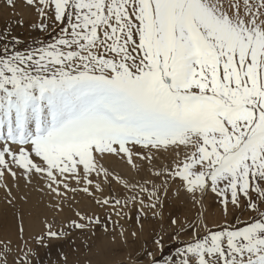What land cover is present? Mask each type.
I'll use <instances>...</instances> for the list:
<instances>
[{"label":"snow or ice","instance_id":"1","mask_svg":"<svg viewBox=\"0 0 264 264\" xmlns=\"http://www.w3.org/2000/svg\"><path fill=\"white\" fill-rule=\"evenodd\" d=\"M6 3L15 7V0ZM25 4L39 17L31 27L50 39L28 43L11 26L0 30V182L6 174L28 184L37 179L58 212L68 193L82 192L112 209L104 231L126 244L112 215L130 219L139 205L142 229L140 213L151 209L155 218L169 181L179 180L201 201L214 193L225 217L229 203L243 204L250 219L216 229L199 218L172 219V239H189L165 252L156 237L151 243L160 255L145 242L137 261L264 264V0ZM162 150L175 153L173 166H156ZM112 157L163 179L132 183L105 165ZM100 224L99 216L77 209L59 227L46 219L34 240L47 248ZM11 244L0 241V264H9ZM37 256L28 249L12 264H33Z\"/></svg>","mask_w":264,"mask_h":264},{"label":"rangeland","instance_id":"2","mask_svg":"<svg viewBox=\"0 0 264 264\" xmlns=\"http://www.w3.org/2000/svg\"><path fill=\"white\" fill-rule=\"evenodd\" d=\"M18 21L22 22L23 26H19L17 24ZM38 22H39V17L37 16V14L33 8L26 6L25 0H15V7L14 8L9 6L6 3V0H0V30H3L6 26H11L15 29L16 33L19 34L21 36V38L26 40L28 43H31L33 40H36V39H50V37L47 34L41 33L40 31L31 27L32 25L37 24ZM166 153L167 152L162 150L158 154L157 159L159 158L160 155H161V157H163ZM115 164H116V166H115ZM105 165L107 167H109L110 169L113 168L112 170L119 173L122 177L125 174V171L131 169L130 166H128L125 162H123V161L119 160V158H115V157L108 158L105 161ZM167 166H168V163H167ZM117 167H118V169H117ZM159 167H162V166H159ZM119 168L121 169V171ZM124 169H126V170H124ZM132 170L133 169L130 170L131 172L129 173V175H127V176H125L126 174L124 175V178H126L127 180L130 179L129 181L132 183H136L138 181L143 182L145 180L148 181L149 179H151V181H155L157 184H159L161 179H163V177H161L160 179H157V177H155V175L151 177L147 173V168L145 170L141 171L139 174H137L134 170H133L134 171L133 172ZM123 171H124V173H123ZM143 177H145V178H143ZM16 181H18V180H16ZM16 181H14L10 175L6 174V181L0 182V185H1L0 186V188H1L0 192L6 188V187H4L5 183L9 186L8 188H10V189L14 188V186H16L17 184L14 185L13 182L18 183ZM33 181H34V183L38 184V186L40 185L39 187L41 188V186H42L41 182H39L35 178L33 179ZM12 185H14V186H12ZM73 186H75L74 183H73ZM113 186L114 185H112V188H113ZM176 187H177L176 183H173L170 180L169 181V188H173V190H174V189H176ZM113 189H115V193H123L124 192V189L118 185L114 186ZM185 192L187 193L186 196H190V195L191 196H190V198L189 197H182L183 200L181 202L182 203L181 207L183 208V206H184V209L178 211L179 213L175 215L181 223H184L186 221L187 222H195L198 218L206 220L207 223H209L210 222L209 220L212 218L211 222L214 221L215 224L213 222V225H211L212 223L210 222V224L208 226H209V228L216 229L219 226L225 225L226 223L228 224L229 227H231L234 224H237L240 222H246L250 219L249 212H248L247 208L243 206V204L240 208L233 209V207L229 203L230 208H228L229 209L228 215H227V217H225L224 212H223V206L220 203H218L220 198L216 197V195L214 193H212L210 190L203 195L202 201H201V194L199 192H197L195 194V197H193V195L188 193L187 191H185ZM43 193H44V195H43ZM8 194H9V192H8ZM40 194H42V197L44 199H47L49 201L53 200V202H54V198L46 190H44V191L40 190ZM104 195H108V189L107 188L105 189ZM211 195L213 196L212 198H210ZM162 197H164V196L162 195ZM162 197H161V200H162V204H163V207H162V211H163L164 208H166L165 204L170 203L171 201H172L171 203L174 202V194L170 193L166 197H164V198H162ZM187 198H189L190 201ZM194 199L197 202L194 203L193 202ZM163 200H164V202H163ZM66 201L69 204L73 205L75 208L80 209V211H82V212H86V211L88 212L89 209L97 208V206L95 205L93 200L82 192H77L74 196L72 193H68V199ZM185 202H186V204L184 205ZM64 203H66V202H64ZM209 203H214V205H210ZM215 205H216V207H215ZM210 206H212V207H210ZM132 209L139 210V205H137L135 208H132ZM183 210L185 213L182 212ZM210 210H212V211H210ZM106 211L111 212L112 209L108 208L107 210H105L104 211L105 215H106ZM145 211L147 212L146 217L144 216L143 213H140L141 222L143 223V225L146 224V219L148 217L152 216V210L151 209H146ZM162 211L160 208L157 209V212L159 213V215ZM208 211H210V213H208ZM48 214H50L49 216H47L48 221L51 222L53 219H55L57 227H59L61 225V223H63L61 221L60 213L58 211H56L54 208L53 209L51 208V210L49 209ZM205 215L208 217L205 218L204 217ZM192 216H194V218ZM156 217H158V215ZM234 217H235V219H234ZM224 219H226V220H224ZM117 220L119 221V225L122 226L124 230H126L125 236L128 235L129 240L131 239V241L127 242V244H131V242L134 241V237L131 235V233L133 231H135L137 233V236L135 238L138 239L141 237V235H142L141 232L134 230L133 227H131L129 225V221L131 223L140 225V223L137 221V217L136 218L130 217V219L127 217L120 218V217H117L116 215L113 214L111 217V221L115 222ZM215 220H217V221H215ZM59 221H61V222L59 223ZM157 221H159V219ZM94 228H96L95 225L82 230V232H85V231L88 232V233H83V234H80L81 232H79V233H76V232L72 233L71 232V234L68 235L67 237H65L64 239H62L60 241L52 242V249L50 251H49L50 248L48 249L49 252L46 254V256L44 258L39 260V264H69L68 260L71 259V257L74 254H79V253L82 254V251L77 246L78 243L90 244V242H94L93 238H96L95 236L92 235V231ZM112 229H113V223H111L110 227H108V231L112 232ZM120 230H121L120 227L116 228L117 233ZM199 231L201 233H203L204 229L201 228V229H199ZM172 233H173V230L170 228H163L157 232H154L152 234L153 238L150 241H146V242H148L147 247H150L153 251V254L158 257L160 255V252L157 250L156 246L151 243V241L153 239H155L156 237H160V236L163 237V239H164V251L165 252H168L170 250V247H174L176 245V243L178 242V240L186 241L189 239V236H184V235H181L178 238V240L172 239ZM95 234H98L99 237L102 235L103 236L107 235V236H111V238H112V235H109L104 231V227L95 230ZM36 236L37 235H32L28 239L29 246L25 250L26 252L28 249H34V248L38 247L36 245L35 240H34V237H36ZM117 237H118L117 239L120 238L119 236H117ZM72 238H76L75 240H77L79 242H77L76 244H73ZM0 241H1V239H0ZM141 245L144 246L143 249L145 250L146 244L142 243ZM11 248H12V251L9 255V259L15 260L18 258V253H17L18 247H11ZM123 248H125L123 252L125 254L126 259L123 257L124 260L119 259L121 261L116 262L115 264H118V263L119 264H136V263L137 264L138 263L144 264V261H137L134 258L132 259V257H130V256L128 257L129 254L126 255V253H129V252L131 253L132 252L131 250H133V249L128 248L125 244H123ZM112 253H113V255L118 256L119 254H117V253H119V250L117 248H115L112 250ZM121 254H123V253H121ZM145 259H148V257H145ZM35 262H36V260L33 258V264H35Z\"/></svg>","mask_w":264,"mask_h":264},{"label":"bare ground","instance_id":"3","mask_svg":"<svg viewBox=\"0 0 264 264\" xmlns=\"http://www.w3.org/2000/svg\"><path fill=\"white\" fill-rule=\"evenodd\" d=\"M182 157H183V151L180 152L179 159H183ZM176 159H177V156L175 155L174 152H167L163 157H161V155H160L155 163H156L157 167H159V166L163 167V166H165V164L167 165V163H168V166L171 167V166H173ZM115 166H116V164H115ZM117 169H118V167H117ZM124 170H126V169H124ZM130 170L131 169L125 171L126 175L125 174L124 175L125 176L129 175V173L131 172ZM120 171H121V169H120ZM123 173H124V171H123ZM147 173L151 177L154 176V175L150 174V172L148 170H147ZM124 175H123V177H124ZM143 178H145V177H143ZM148 181H151V179H149ZM16 182H18V183L13 182L14 185L15 184H17V185L16 186L12 185V186H14V188L10 189L11 190L10 194H8V188H5L0 192V239H1V241L10 240L12 242L11 247H18L17 253H18V258H20L21 256H23L25 254V252H26L25 250L29 246L28 239L30 238V236L39 235L44 230V221L47 219V216L50 215V214H48V210L49 209L51 210V208L53 209V207H52L53 200L49 201L47 199H44L42 197V194H40V187H39L40 185L38 186V184L34 183V181L31 184L26 183L23 179H19ZM173 183H176L177 187L174 190H173V188H169L167 195L170 193H173L174 194V202L171 203L172 201L169 199L171 202L165 204L166 208H164L163 211L161 209L162 212L160 213V215L158 214V217H155V218H153V216L148 217L146 219V224L143 225L142 229H141L139 224H134V223H131L129 221V225L131 227H133L134 230L141 232L142 235L140 238H138V239L134 238V241H132L131 244H127V243L125 244L121 241L120 238L117 239L118 237L116 238L117 240L115 242H113V239L111 238V236H107V235L103 236L102 235L99 237L98 236L99 233L95 234L94 236L96 238H93L94 242H90V244H86V243H78L77 244L79 249L82 251V254H80V253L74 254L71 257V259L68 260L69 264H115L116 262L121 261L119 259H123V257L126 259L125 254L123 252L126 247L123 248V244H125L128 248L133 249V250H131L132 251L131 253L130 252L126 253V255L129 254L128 257L130 256V257H132V259L133 258L136 259V257L138 255H140L141 251L144 250L143 249L144 246L141 244L145 243L146 241H150L153 238L152 234L154 232H157L163 228H170L173 230L174 226L171 224V220L177 219V217L175 215L179 213L178 211L184 209V206H183V208L181 207V205H182L181 202L183 200L182 197H189L190 198V196H191V195L186 196L187 193L184 191V188L181 185L179 180H176ZM113 185L116 186L115 184H113ZM114 186H113V188H114ZM0 190H1V188H0ZM43 195H44V193H43ZM212 197L213 196L211 195L210 198H212ZM162 198H164V197H162ZM189 198H187V199L189 200ZM65 202L66 203H64V205H65L64 211L59 212L62 222H64L66 219L72 217L73 212L75 210H77V208H75L73 205L69 204L67 201H65ZM163 202H164V200H163ZM185 204H186V202L184 203V205ZM209 204L214 205V203H209ZM216 205H215V207H216ZM210 207H212V206H210ZM104 211H105L104 209L99 208V207L89 209L88 212L86 211L89 215H95V216L100 217L101 224L99 226H95L96 227V228H94L95 230L104 227V222L106 221V215L104 214ZM210 211H212V210H210ZM210 211H208V213H210ZM137 212H138L137 209H131V211L129 213L130 217L136 218ZM182 212H184V210ZM192 217L194 218V216H192ZM204 217L207 218L208 216L205 215ZM158 219H159V221H157ZM211 219L209 220L210 222H211ZM224 220H226V219H224ZM61 221H59V223ZM215 221H217V220H215ZM210 222L208 223V225L210 224ZM213 222H211L212 223L211 225H213ZM110 224H111V222L108 223V227H110ZM214 224H215V222H214ZM21 228L23 229L22 233L20 231ZM75 232L76 233L81 232L80 234L88 233L87 231L82 232L81 230H73L72 231V233H75ZM126 237H127L128 242L131 241V239L129 240L128 235ZM75 239L76 238H72L73 244H76L77 242H79ZM115 248H117L119 250V253H117V254H119L118 256L113 255V253H112V250ZM48 249L50 251L52 249V246L47 247V248H44V247L34 248V250L38 253V256L34 257V259L35 260H37V259L41 260L42 258H44L46 256V254L49 252ZM121 253H123V254H121ZM18 258L15 260H18ZM12 261L13 260L9 259V264H12ZM138 264H140V263H138Z\"/></svg>","mask_w":264,"mask_h":264}]
</instances>
